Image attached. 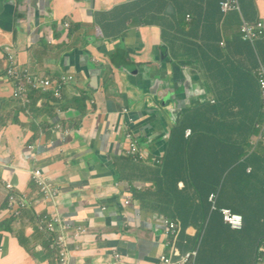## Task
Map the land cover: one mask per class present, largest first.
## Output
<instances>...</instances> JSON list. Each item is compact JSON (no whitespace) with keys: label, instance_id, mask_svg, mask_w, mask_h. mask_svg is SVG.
I'll return each instance as SVG.
<instances>
[{"label":"crops","instance_id":"0c3cea01","mask_svg":"<svg viewBox=\"0 0 264 264\" xmlns=\"http://www.w3.org/2000/svg\"><path fill=\"white\" fill-rule=\"evenodd\" d=\"M225 1L40 0L8 30L0 27V264H56L41 228L56 214L70 228L86 230L68 246L70 264H112L116 253L125 264H159L163 255L191 251H197L194 264L255 263L264 237V142L252 146L251 139L264 115L255 76L264 64V37L244 40L240 28L244 20L264 17V0H240V11L227 14ZM158 39L170 65L194 62L197 74L190 78L192 107L173 128L162 157L150 158L147 153L154 156L161 145L144 146L136 136L140 105L132 107L118 67L133 59L142 69L160 70L152 58ZM7 46L14 49V69L38 78L64 76L58 64L72 51L85 52L107 72L98 93H89L83 75L70 74L76 82L62 101L36 90L27 101L14 100ZM169 76L177 86L171 66ZM127 134L145 159L127 154ZM94 149L113 159L112 184L111 158L91 172L76 162ZM36 168L59 188L58 202L39 193L31 179ZM11 192L28 202L19 217L8 208ZM222 208L243 216L242 230L224 222ZM165 219L179 224L171 253Z\"/></svg>","mask_w":264,"mask_h":264},{"label":"water","instance_id":"95a60500","mask_svg":"<svg viewBox=\"0 0 264 264\" xmlns=\"http://www.w3.org/2000/svg\"><path fill=\"white\" fill-rule=\"evenodd\" d=\"M39 2L40 0H0V27L8 30L19 14L24 15L25 18L27 14L36 10ZM162 48L166 50L165 53H162ZM126 57L131 61L129 55ZM152 58L155 63H158L160 70L142 69L134 64L133 60L131 61L133 64L120 65L118 68L127 77L126 92L131 96L132 107L136 111L137 106L140 105L136 112L139 122L134 132L144 146H151L152 143L161 145L160 150L154 152L155 157L145 151L150 158H157L165 153L173 128L180 125L181 117L192 107L190 99L194 96L195 90L193 86H190V78L197 73L192 71L194 62L170 65V53L159 39L154 44ZM170 66L177 86L172 84L169 76ZM58 68L63 75H83L89 82V93L93 94L100 91L101 81L107 72L106 66L94 65L92 59L85 52L80 51L64 54ZM113 97L116 96L113 95ZM208 102L207 100L205 103ZM96 155L100 156L102 162L105 160L109 162L111 158L105 149H94L82 152L76 162L81 164L83 169H89L91 172L95 169V165L87 163V160ZM111 160L112 163L106 169L112 172L108 177V182L112 184L117 172L114 169V161L112 158ZM122 207L126 206L122 205Z\"/></svg>","mask_w":264,"mask_h":264},{"label":"built area","instance_id":"2783aa9c","mask_svg":"<svg viewBox=\"0 0 264 264\" xmlns=\"http://www.w3.org/2000/svg\"><path fill=\"white\" fill-rule=\"evenodd\" d=\"M222 10L224 13H228L234 10H240L239 0H226L222 4ZM241 32L243 39L247 41H254L259 37L264 36V17L262 20L256 23H250L244 21L241 27ZM3 53L7 63L6 76L14 84V89L12 91V98L15 100L27 101V95L30 90L40 91L42 93H51L56 98L62 97L63 89L74 82L73 76H61L59 79H41L35 75H32L26 71L19 72L14 69V49L13 47L7 46L3 48ZM256 80L262 95V107L264 112V64L260 65L255 73ZM257 130L256 136L251 139V145L257 146L264 142V121L258 122L255 125ZM188 135H191V130L187 131ZM127 139L129 141L128 154L132 156V159L136 162L143 160L142 154L140 153L139 144L133 138L132 134H127ZM155 164H160V159H154ZM32 181L35 183L39 189V193L47 200L54 203L57 202L59 198L60 190L55 183L49 180L46 176L45 171L40 168H36L31 171ZM8 189L11 190L10 184L7 185ZM211 202L213 203V209H217L215 200L216 196H211ZM127 204L130 201L126 202ZM28 202L24 198L17 197L12 192L8 197V207L12 210L15 217L21 216L24 209L27 207ZM220 212L223 216L224 222L228 224L234 230H241L244 226L243 216L235 213L232 209L222 208ZM165 234L169 239L168 246L170 248V253L173 247V238L177 236L179 232V224L175 221L165 219L164 220ZM48 230L58 234L57 240L53 244V247L58 250V263L57 264H70V250L68 246L70 245L74 237L79 238L81 234L85 233V228L78 227L77 229H72L65 224V221L58 214L49 223ZM264 241V239H263ZM197 257V251L187 252L179 258H174L172 254L163 255L160 258L159 264H194ZM112 264H125L122 255L116 253L114 256V263ZM255 264H264V255L261 250L258 249L256 255Z\"/></svg>","mask_w":264,"mask_h":264},{"label":"clouds","instance_id":"9594fccd","mask_svg":"<svg viewBox=\"0 0 264 264\" xmlns=\"http://www.w3.org/2000/svg\"><path fill=\"white\" fill-rule=\"evenodd\" d=\"M239 5H240V0H239ZM223 11V10H222ZM234 11H240V10H234ZM224 13V12H223ZM229 13V12H228ZM224 14H227V13H224ZM262 20V19H261ZM244 21H246V20H244ZM243 21V22H244ZM260 21V20H259ZM247 22H249V21H247ZM258 22V21H257ZM250 23H256V22H250ZM243 24V23H242ZM242 27V26H241ZM240 32H241V28H240ZM241 36H242V38H243V35H242V32H241ZM264 37V36H263ZM260 38V37H259ZM245 40V39H244ZM250 42H252V41H250ZM64 76H73L74 77V75H64ZM41 79H48V78H41ZM59 79V78H58ZM51 80H53V79H51ZM257 81V80H256ZM76 82V78L74 77V82H72L71 84H69L68 86H66L64 89H63V91H62V97H63V92L65 91V89L67 88V87H69L70 85H72V84H74ZM258 84V83H257ZM260 89V88H259ZM42 93V92H41ZM53 95V94H52ZM61 97V98H62ZM15 100V99H14ZM125 114H127V111H125L124 112V115ZM126 139H127V135H126ZM127 141H128V139H127ZM128 144H129V141H128ZM129 149V148H128ZM128 149H127V152H128ZM128 154V153H127ZM129 155V154H128ZM45 174H46V171H45ZM31 179H32V175H31ZM50 180V179H49ZM51 181V180H50ZM14 194V193H13ZM14 195H16V194H14ZM17 197H20V198H23V197H21V196H18V195H16ZM8 197H9V195H8ZM25 199V198H24ZM7 200H8V198H7ZM26 200V199H25ZM45 200H47V199H45ZM27 201V200H26ZM49 201V200H48ZM49 202H52V201H49ZM57 202H58V199H57ZM127 202V201H126ZM52 203H54V202H52ZM9 208V207H8ZM57 215V214H56ZM55 215V216H56ZM59 216H61L60 214H58ZM13 216H14V214H13ZM54 216V217H55ZM15 217V216H14ZM54 217H50V216H47L46 218H44L43 220H42V223H41V228L44 230V231H48V232H51V231H49L48 230V228H47V230L46 229H44V221L45 220H47V219H50V222L53 220V218ZM62 217V216H61ZM63 219V218H62ZM66 223V222H65ZM232 229V228H231ZM234 230V229H233ZM242 230V229H241ZM236 231H239V230H236ZM74 238H76V237H74ZM74 238L72 239V241L74 240ZM263 239H264V237H263ZM263 239H262V241L260 242V246H258V248H257V252H258V249H260L261 250V252H262V254L264 255V250H263V246H264V241H263ZM72 241H71V243L70 244H72ZM55 243V242H54ZM53 243V244H54ZM52 247H53V245H52ZM54 248V247H53ZM56 249V248H55ZM57 250V249H56ZM257 252H256V255H257ZM255 261H256V256H255ZM58 263V262H57ZM255 264V263H254Z\"/></svg>","mask_w":264,"mask_h":264},{"label":"trees","instance_id":"16d2710c","mask_svg":"<svg viewBox=\"0 0 264 264\" xmlns=\"http://www.w3.org/2000/svg\"><path fill=\"white\" fill-rule=\"evenodd\" d=\"M72 30H75V27H73ZM33 92H35V91H33ZM33 92H31V93H33ZM41 94L44 95V94H48V93H41ZM53 98H54V99H57V100H60V101L63 100V97H62V98H56V97H54V95H53ZM262 111H263V107H262ZM263 114H264V112H263ZM263 121H264V115H262V117H261V119H260L259 122H263ZM251 213H252V212H251ZM49 223H50V219H47V220L44 221V229L47 230V228H48V226H49ZM45 232L47 233L48 238H49V246H50V248H51V249L54 251V253H55V259H54V261H55V263L57 264V262H58V250H56L55 248H53L52 245H53V243L57 240V236H58V234L55 233V232H48V231H45Z\"/></svg>","mask_w":264,"mask_h":264},{"label":"rangeland","instance_id":"374dc122","mask_svg":"<svg viewBox=\"0 0 264 264\" xmlns=\"http://www.w3.org/2000/svg\"><path fill=\"white\" fill-rule=\"evenodd\" d=\"M63 34V32H62ZM61 34V35H62ZM130 57V56H129ZM131 58V57H130ZM132 59V58H131ZM134 59H137V60H141V61H146L147 60V57L145 58H136L134 57ZM133 60V59H132ZM68 93V92H67ZM69 95V94H68ZM181 125L177 126V127H180ZM175 127V128H177ZM175 130V129H174ZM182 130V128H178L175 132H178ZM101 160H100V156L96 155L95 157H92L90 159L87 160V163L91 164V165H96L97 163H99ZM15 193H18V192H15Z\"/></svg>","mask_w":264,"mask_h":264}]
</instances>
